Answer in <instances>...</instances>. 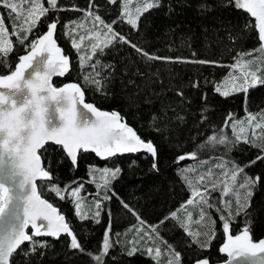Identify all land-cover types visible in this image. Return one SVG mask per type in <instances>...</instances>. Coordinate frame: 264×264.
Here are the masks:
<instances>
[{
  "label": "trees",
  "instance_id": "16d2710c",
  "mask_svg": "<svg viewBox=\"0 0 264 264\" xmlns=\"http://www.w3.org/2000/svg\"><path fill=\"white\" fill-rule=\"evenodd\" d=\"M121 1L59 0L60 10L42 19L26 46L19 45L17 38L12 36L15 51L10 63L13 69L18 57L30 47L31 40L44 33L49 21L55 18L59 21L55 38L63 53L70 58V71L55 77L53 83L58 85L71 80L81 84L86 101L103 109L117 110L141 138L154 142L158 156L136 152L99 158L92 152L79 151L78 163L73 165L60 146L48 143L47 151L41 155L43 166L50 169L54 177L51 183L64 189L82 182L84 200H99L100 215L96 217L95 206L92 209L89 205L88 218H81L75 213L72 197L61 200L49 191L48 182L38 180V191L65 215L83 250L72 249L71 238L66 234L58 238L40 236L35 237L36 251L32 252V245L25 242L12 258V264H97L94 256L102 252L106 232L112 247L103 258V264H157L147 252L148 247L155 245L163 249L160 264H168V245L181 253V264H192L198 258H207L210 264L224 259L225 255L219 249L226 234L220 216L226 212H210L214 220V226H210L213 235L204 248L194 243L193 237L180 227L179 218L165 220L190 198L191 189L180 176V170L185 166L192 167L193 161L198 159L201 162L198 166L203 170L197 171L206 173L213 169L219 179L223 177L217 165L225 162L229 167L236 164L244 169L239 176L242 180L260 177L250 189V207L238 217L233 215L230 234H240L250 223L254 241L264 237V160H257V157L264 156L260 147L264 145V139L251 137L249 132L252 142L209 146L197 151L210 136L221 130L226 129L227 135L233 137L232 123L245 121L249 112L258 113L264 109V86L228 97L214 91L217 84L227 81L225 79L238 55L259 49L255 19L246 11L237 9L234 0H155L157 6L144 12L137 26L132 27L126 19L120 20ZM43 2L47 6V0ZM90 6L93 14L105 22L119 21L114 25V31L143 50L138 52L130 44L116 41L95 57L100 63L110 65L103 73L109 77L104 92L84 83L87 68L81 69L79 63L83 52L73 48L71 38L65 34L70 22H83L82 10ZM0 14L10 26L9 10L0 7ZM91 24L89 20L86 27ZM84 31L75 33V38ZM82 49H88L91 55L90 44ZM143 53L160 59H149ZM202 60L217 63H199ZM0 73H7V64L0 67ZM244 127L247 130L249 126L245 123ZM193 153L196 155L191 159L178 160L181 154ZM154 163L157 168H153ZM103 166L120 169L108 188L97 187V184H103ZM92 169H97L95 175ZM106 195L110 199H105ZM219 196V189L212 194V202L217 206H220ZM229 200L233 202L235 212L234 197ZM124 203L145 222L143 225L136 214L123 206ZM188 207L193 213L192 229L200 220L197 218L199 209ZM180 218L189 223L184 212ZM149 226L157 229L153 233L159 238L155 244L147 240L141 242L143 233L137 231H150ZM42 243L46 246L40 247ZM133 247L138 250L129 255Z\"/></svg>",
  "mask_w": 264,
  "mask_h": 264
},
{
  "label": "snow or ice",
  "instance_id": "6c2138e0",
  "mask_svg": "<svg viewBox=\"0 0 264 264\" xmlns=\"http://www.w3.org/2000/svg\"><path fill=\"white\" fill-rule=\"evenodd\" d=\"M136 2L141 6L137 7L134 13L130 11L132 0H123L121 5L120 20L126 19L132 27L137 26L144 12L157 6L155 0H136ZM112 3H117V0H112ZM234 4L237 9L246 11L255 19L254 27L260 41V47L256 51L264 53V0H234ZM0 7L9 10L7 19L12 25L10 32L5 16L0 14V67L7 64V74L0 73V264H12V258L25 242L31 244V251L35 252V237L42 235L58 238L62 233L66 234L71 238V248L82 251V245L70 224L66 222L65 216L61 215L47 199L42 198L38 191V180L48 182L51 193L61 200L72 197L76 215L84 219L88 218V213L82 211L84 206V197L81 195L84 186L82 182L79 186L69 185L64 189L51 183L54 177L50 169L43 166L41 155L47 151L48 142L62 146L73 165L78 163V152L81 150L85 152L91 150L101 158L136 153L140 150H146L153 157H157L158 150L153 141H146L126 122H121L118 111H102L92 103H86L85 91L81 84L53 86L51 82L53 76H64L70 71V58L62 54V49L55 38L59 23L55 18L47 24L46 32L31 40L30 51L20 55L14 70L12 69L10 57L15 51L12 36L17 38L16 42L19 45L26 46L42 19L60 10L59 0H47V6L43 0H0ZM82 11L83 22H70L66 25L68 31L65 34L71 38L72 47L78 52H83L79 58L80 67L88 69V73L83 75L84 83L95 87L97 91L104 92L109 77L103 73L110 68V65L100 63L95 57L116 41L128 43L138 52L143 50L114 31V25L119 21L105 22L99 15L93 14L91 6ZM89 20L92 21L91 27H86ZM82 29L85 31L77 40L74 34ZM86 38L90 43L91 55L88 54V49H82ZM143 55L149 59H160L147 53ZM254 56V52L238 55L231 67L233 73L239 70V75L230 74L224 84L215 86L214 91L223 97H228L232 94L248 93L257 86H264V66L257 67V60L248 58ZM199 63L216 64L217 62L202 60ZM259 63L264 65V59ZM229 83L231 87H227ZM78 105H82L86 111H82ZM89 114L94 119H90ZM229 121L231 122V117ZM245 123L249 126L247 130L244 127ZM232 131L231 138L227 135L226 129L210 136L197 151L209 146H235L240 142H252L249 132L251 137L264 139V112L259 116L249 112L245 121L237 120L232 123ZM260 147L261 151H264V145ZM195 155V153L181 154L178 160L191 159ZM257 160H264V156L257 157ZM153 168H157L156 163L153 164ZM217 168L223 180L216 176L213 169H208L206 173L190 179L191 173L197 170L187 169L182 178L191 189L190 198L181 204L180 209L171 212L165 220L179 218L180 227L193 237L194 243L204 248L208 246L213 235L210 226H214V220L210 212L212 210L226 212V215L220 216V220L227 240L219 251L227 253V264H232L233 261L237 264H264V238L258 242L254 241L250 223L242 228L240 234L234 236L230 234L233 215L238 217L250 207L248 202L252 195L250 189L260 181V177L255 179L245 177L243 183H238V177L244 171L239 165L233 164L229 167L225 162L218 164ZM96 171L97 169H92L93 175ZM119 172V168L103 169L101 172L103 184H97V187L108 188L111 180L115 179ZM218 189L220 206L212 202V194ZM230 195L235 200V212H233V202L228 199ZM104 198L110 199L107 195ZM94 206L96 208L94 215L98 217L100 201H95ZM123 206L136 214L128 204L124 203ZM188 206L199 209L200 220L196 223L205 227L206 231H191L193 213L187 211ZM181 212L186 213L189 223H185L180 218ZM136 215L140 219L138 214ZM140 223L143 225L145 222L140 219ZM29 226L32 229L31 234L27 231ZM149 228L150 231L137 230L143 233L141 242L147 240L155 244L159 238L154 237L153 233L157 229L153 226ZM45 246L43 243L40 244V247ZM111 247L109 233L106 232L102 252L94 256L97 264H103V258ZM137 250L133 247L128 254L133 255ZM147 252L157 264H160L163 249L159 245L148 247ZM168 255L170 257L168 264H181V253L175 252L172 245H168ZM195 264H210V260L198 258Z\"/></svg>",
  "mask_w": 264,
  "mask_h": 264
},
{
  "label": "rangeland",
  "instance_id": "374dc122",
  "mask_svg": "<svg viewBox=\"0 0 264 264\" xmlns=\"http://www.w3.org/2000/svg\"><path fill=\"white\" fill-rule=\"evenodd\" d=\"M123 2V0L120 2V4ZM141 5L140 4H138L137 2H136V0H132V3H131V5H130V11H132L133 13L135 12V9L137 8V7H140ZM11 26L12 25H10L9 26V31L11 32ZM36 39V38H35ZM77 40H79V37L77 38ZM31 43V42H30ZM90 43H89V41H88V39L86 38L85 39V41H84V43L82 44V47H85L86 45H89ZM255 53V56L254 57H248L249 59H253V58H255L256 60H257V67H261V66H264V65H261L259 62H260V60L261 59H264V53H259V52H254ZM234 63H235V61H234ZM88 73V69H86L85 70V74H87ZM239 75V70H237L235 73H233V70H231V71H229V73H228V75H227V77H226V79L225 80H227L228 79V77H229V75ZM227 87H231V84L229 85V86H227ZM261 112H264V109H262L261 111H259L258 113H253V114H256L257 116H259V114L261 113ZM259 122V121H258ZM258 135H259V133H258ZM201 162H200V160L198 159V160H196L195 162L193 161V164H192V167H190V166H185L184 168H182L181 170H180V176L181 177H183V174H184V172L187 170V169H189V168H192V169H199V170H203V167H200V166H198L199 164H200ZM105 168H107L106 166H103L102 168H101V172H102V170L103 169H105ZM110 170H112V169H110ZM199 174H201V172L200 171H196V172H193V174H191L190 175V179L192 178V176H194V177H196L197 175H199ZM102 177V176H101ZM221 180H223V178H220ZM102 181H103V177H102ZM244 182V180H242V178L241 177H238V183H243ZM76 186H79V184H77ZM82 195V194H81ZM83 196V195H82ZM216 196V195H215ZM232 196L230 195L229 197H228V199L229 198H231ZM73 205H74V203H73ZM83 208H82V211H84V212H87V208H88V206L90 205L91 206V208L93 209L94 208V205H95V201H85L84 200V202H83ZM187 211L188 212H191V208L190 207H188V209H187ZM186 214V213H185ZM187 216V215H186ZM197 218L199 219L200 218V216H199V214L197 215ZM205 227H203L202 225H195L192 229H191V231L192 232H196V231H200V232H204V229ZM224 259H225V257H224ZM223 260V259H222ZM221 261V260H220ZM217 262H219V261H217ZM193 264V263H192ZM211 264H213V263H211Z\"/></svg>",
  "mask_w": 264,
  "mask_h": 264
},
{
  "label": "water",
  "instance_id": "95a60500",
  "mask_svg": "<svg viewBox=\"0 0 264 264\" xmlns=\"http://www.w3.org/2000/svg\"><path fill=\"white\" fill-rule=\"evenodd\" d=\"M47 31V30H46ZM45 31V32H46ZM43 34V33H42ZM37 38V37H36ZM58 46L62 49V47L58 44ZM28 51H30V47L22 54V55H25V54H27V52ZM62 54H64L63 53V49H62ZM64 55H66V54H64ZM18 62V61H17ZM16 62V63H17ZM14 68H15V66H14ZM14 68H13V70H14ZM5 74H7V73H5ZM55 77H61V76H58V75H55V76H53V78H52V84H53V86H55V87H62L63 85H65V84H68V83H78V82H76V81H71V80H69V81H65V82H63V83H61V84H58V85H56V84H54L53 83V79L55 78ZM85 102L86 103H92L94 106H96L93 102H89V101H86L85 100ZM78 107H80L81 108V110L82 111H86V110H84L83 108H82V105H78ZM98 109H100V110H102V111H108V112H111V111H114L115 109H103V108H100V107H98V106H96ZM115 111H117V110H115ZM120 114V113H119ZM120 117H121V122H126L127 124H128V126L129 127H131L134 131H136L127 121H126V119L123 117V116H121V114H120ZM89 118L90 119H94V117H91V114H89ZM146 140V139H145ZM147 141V140H146ZM48 143H52V142H48ZM53 144H55V143H53ZM59 146V145H58ZM61 148H62V146H60ZM63 149V148H62ZM82 151V150H81ZM63 152L65 153V151L63 150ZM89 152H92L95 156H97L96 155V153L95 152H93V151H91V150H89ZM138 152H147L146 150H140V151H138ZM66 154V153H65ZM67 156V155H66ZM98 157V156H97ZM69 158V157H68ZM99 158H101V157H99ZM69 160L71 161V159L69 158ZM42 198H44V199H46L45 197H43L42 196ZM49 201V200H48ZM50 202V201H49ZM51 203V202H50ZM54 206V205H53ZM54 207H56V206H54ZM57 208V211L61 214V215H63V216H65L62 212H60L59 211V209H58V207H56ZM65 220H66V217H65ZM66 222H67V220H66ZM46 223V222H45ZM27 231L29 232V234H31V231H32V229H31V227L29 226V228L27 229ZM63 234V233H62ZM235 235H238V234H235ZM43 236V235H42ZM234 236V235H233ZM262 238H264V237H261V238H259V239H257V240H255L256 242H258L260 239H262ZM226 240H227V235H225V238H224V241L222 242V244L220 245V248H221V246L226 242ZM224 255H225V259H223V260H221V261H219V262H215V263H213V264H227V261H228V256H227V253H224ZM193 264H195V262L193 263ZM232 264H237V262L236 261H233L232 262Z\"/></svg>",
  "mask_w": 264,
  "mask_h": 264
}]
</instances>
